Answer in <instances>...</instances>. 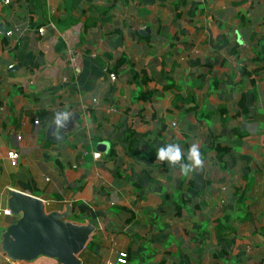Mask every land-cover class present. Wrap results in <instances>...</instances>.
<instances>
[{
  "label": "crops",
  "instance_id": "0c3cea01",
  "mask_svg": "<svg viewBox=\"0 0 264 264\" xmlns=\"http://www.w3.org/2000/svg\"><path fill=\"white\" fill-rule=\"evenodd\" d=\"M261 37L264 0H0V205L16 189L47 211L93 210L84 264L120 252L129 264H264ZM70 113L77 129L45 142L56 115ZM169 143L185 160L198 144L203 167L186 177L157 161ZM217 143L234 145L226 167ZM12 221L1 215L0 231ZM43 259L56 263L24 264ZM0 264L17 263L0 248Z\"/></svg>",
  "mask_w": 264,
  "mask_h": 264
},
{
  "label": "water",
  "instance_id": "95a60500",
  "mask_svg": "<svg viewBox=\"0 0 264 264\" xmlns=\"http://www.w3.org/2000/svg\"><path fill=\"white\" fill-rule=\"evenodd\" d=\"M1 32L6 34L7 28ZM79 41L80 31L74 28L69 44ZM79 119L78 113H70L59 123L54 120L45 130L44 141L61 143L77 129ZM7 208L13 221L0 231V248L10 262L30 263L46 257L56 264H84L81 255L97 228L98 214L93 210L82 206L87 213L77 215L68 205L63 211H47L42 198L16 189L8 191Z\"/></svg>",
  "mask_w": 264,
  "mask_h": 264
},
{
  "label": "clouds",
  "instance_id": "9594fccd",
  "mask_svg": "<svg viewBox=\"0 0 264 264\" xmlns=\"http://www.w3.org/2000/svg\"><path fill=\"white\" fill-rule=\"evenodd\" d=\"M66 118V117H65ZM56 122L59 123L60 115H56ZM59 130V128H58ZM157 161L160 163L167 162L170 167H179L184 176H190L196 169L203 167V160L198 144H192L187 150V157L179 144L169 143L166 146L157 148Z\"/></svg>",
  "mask_w": 264,
  "mask_h": 264
},
{
  "label": "trees",
  "instance_id": "16d2710c",
  "mask_svg": "<svg viewBox=\"0 0 264 264\" xmlns=\"http://www.w3.org/2000/svg\"><path fill=\"white\" fill-rule=\"evenodd\" d=\"M95 10H97V8H93L91 13H94ZM92 17H93L92 15L87 16V21L84 23V26L92 27L98 23V21L95 19H92ZM258 50H259V52H258ZM256 55H257L256 61L258 63L264 61V38H262V37L259 38L257 41V54ZM119 62H122V60H120ZM243 72H244V75L246 77V82H245L246 87L250 88V89L253 88L256 84V80L253 77L252 69L248 68L247 66H244ZM140 74H141L140 75L141 81L146 82V81L151 80V77L148 74L147 70H141ZM245 119H246V117H245ZM231 131L233 132V134L239 135L240 137H243V132H241V130L239 128H233ZM133 143L136 144V141L134 140ZM207 148L208 147L205 146L202 148L201 151L204 153V152H206ZM214 149L216 151V159L222 165V167H226L227 156L235 150L234 145H232V144L223 145L222 143H217L214 145Z\"/></svg>",
  "mask_w": 264,
  "mask_h": 264
},
{
  "label": "built area",
  "instance_id": "2783aa9c",
  "mask_svg": "<svg viewBox=\"0 0 264 264\" xmlns=\"http://www.w3.org/2000/svg\"><path fill=\"white\" fill-rule=\"evenodd\" d=\"M9 2H10V0H5V3H9ZM15 31L21 33L23 30L21 31L20 29H16ZM13 32L14 31H8L6 34L8 36H11L13 34ZM38 32H39V34L43 35L44 32H45L44 27H40L38 29ZM12 67H13V65L9 66V68H12ZM64 80H67V79L64 78ZM35 124L38 125L39 121L36 120ZM18 140H21L20 136H18ZM93 156H94L95 159H99L100 158V153L94 152ZM7 157H8V159L10 160V162H11V164L13 166H17L18 161H19V153L18 152L14 151V150H11V151L8 152ZM44 202L46 203L45 200H44ZM1 215L7 216V217H11V211L7 207L0 205V216ZM91 236H90V238H91ZM105 264H129V255H128L127 252H120L117 260H115V261H107Z\"/></svg>",
  "mask_w": 264,
  "mask_h": 264
},
{
  "label": "rangeland",
  "instance_id": "374dc122",
  "mask_svg": "<svg viewBox=\"0 0 264 264\" xmlns=\"http://www.w3.org/2000/svg\"><path fill=\"white\" fill-rule=\"evenodd\" d=\"M41 264H50L51 263V261L50 260H41ZM17 264H21V263H17ZM24 264V263H23Z\"/></svg>",
  "mask_w": 264,
  "mask_h": 264
}]
</instances>
